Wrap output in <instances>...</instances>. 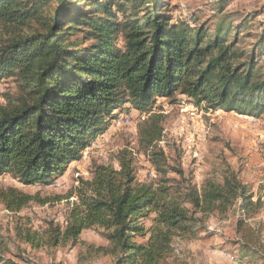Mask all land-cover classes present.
<instances>
[{"label":"trees","instance_id":"1","mask_svg":"<svg viewBox=\"0 0 264 264\" xmlns=\"http://www.w3.org/2000/svg\"><path fill=\"white\" fill-rule=\"evenodd\" d=\"M230 2L218 0L204 19L173 20L163 0H0V82L11 80L15 89L0 106V175L23 186L52 181L109 129L117 111H147L155 97L176 91L211 109L264 114V33L245 34L249 19L235 23ZM244 37L253 38L245 48ZM155 117L140 130L148 146L162 133ZM181 178L137 184L130 163L119 171L97 167L80 180L63 229L50 223L40 239L29 230L19 236L57 247L76 245L93 229L106 245H87L88 253L113 264H161L174 238H197L216 211L253 205L251 187L228 168L200 188ZM32 200L15 189L0 192L13 211ZM149 214L145 229L140 220ZM244 248L260 253L259 244ZM0 264L17 263L0 257Z\"/></svg>","mask_w":264,"mask_h":264},{"label":"rangeland","instance_id":"2","mask_svg":"<svg viewBox=\"0 0 264 264\" xmlns=\"http://www.w3.org/2000/svg\"><path fill=\"white\" fill-rule=\"evenodd\" d=\"M163 1L170 3L173 20H184L191 14L204 19L218 2ZM227 13L235 23L243 17L249 19L245 34L264 33V0H231ZM242 39L240 47L253 42L251 37ZM14 91L11 80L0 82V106L5 104L2 95ZM153 116L162 133L158 141L148 146L140 130L148 126ZM154 152H161L162 156L152 155ZM123 162L130 163L137 184L158 185L162 178L181 180L183 177L200 188L205 181H220L228 168L251 187L253 205L247 211L237 206L227 212L216 211L204 222L205 231L197 238H174L172 253L161 264H263L264 114L254 117L211 109L204 102L179 95L177 91L172 98L155 97L147 111L138 112L128 105L117 111L109 129L97 135L80 160L67 165L62 175L52 181L23 186L9 174L0 175V192L10 188L33 198L17 211L7 209L0 201V257L17 264H113L109 256L86 251L87 245H106L93 229L83 230L76 245L66 243L57 247L41 241L38 247L31 246L19 233L37 232L40 239L50 223L63 229L73 204L78 202L75 191L80 180H90L100 166L119 171ZM174 170H180L182 175ZM153 216L149 214L140 220L145 229L151 227ZM240 220L243 225L238 226ZM146 238L147 235L136 241L144 242ZM243 244H259V255L252 256Z\"/></svg>","mask_w":264,"mask_h":264}]
</instances>
